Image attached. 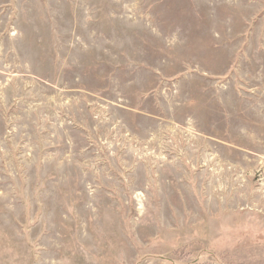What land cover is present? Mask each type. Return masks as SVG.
<instances>
[{
  "label": "rangeland",
  "instance_id": "obj_1",
  "mask_svg": "<svg viewBox=\"0 0 264 264\" xmlns=\"http://www.w3.org/2000/svg\"><path fill=\"white\" fill-rule=\"evenodd\" d=\"M0 264H264V0H0Z\"/></svg>",
  "mask_w": 264,
  "mask_h": 264
}]
</instances>
